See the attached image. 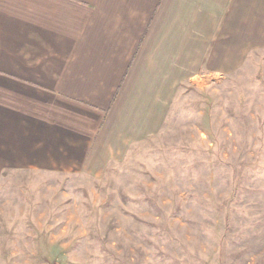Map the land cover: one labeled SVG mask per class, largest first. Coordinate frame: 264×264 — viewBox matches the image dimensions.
I'll use <instances>...</instances> for the list:
<instances>
[{"label": "rangeland", "instance_id": "1", "mask_svg": "<svg viewBox=\"0 0 264 264\" xmlns=\"http://www.w3.org/2000/svg\"><path fill=\"white\" fill-rule=\"evenodd\" d=\"M197 53L149 137L0 160V264H264V48Z\"/></svg>", "mask_w": 264, "mask_h": 264}, {"label": "crops", "instance_id": "2", "mask_svg": "<svg viewBox=\"0 0 264 264\" xmlns=\"http://www.w3.org/2000/svg\"><path fill=\"white\" fill-rule=\"evenodd\" d=\"M206 46L264 48V0H0V160L149 137L152 97L182 88Z\"/></svg>", "mask_w": 264, "mask_h": 264}]
</instances>
